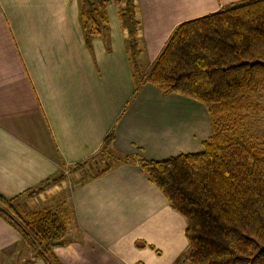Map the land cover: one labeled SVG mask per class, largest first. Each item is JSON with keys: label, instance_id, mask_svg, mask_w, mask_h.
Masks as SVG:
<instances>
[{"label": "crops", "instance_id": "crops-1", "mask_svg": "<svg viewBox=\"0 0 264 264\" xmlns=\"http://www.w3.org/2000/svg\"><path fill=\"white\" fill-rule=\"evenodd\" d=\"M243 1L136 0L145 70L181 23ZM119 7L107 6V37L87 38L77 0H0V194L11 199L87 165L111 133L113 149L135 159L85 175L69 198L66 178L21 197L26 212L66 223L64 244L52 248L60 264H178L189 248L185 218L139 161L202 152L210 116L198 101L137 84ZM13 246L25 264H47L0 217V251Z\"/></svg>", "mask_w": 264, "mask_h": 264}, {"label": "trees", "instance_id": "trees-1", "mask_svg": "<svg viewBox=\"0 0 264 264\" xmlns=\"http://www.w3.org/2000/svg\"><path fill=\"white\" fill-rule=\"evenodd\" d=\"M90 1L80 7L87 38L108 36L107 6L119 4L137 84L150 83L208 110L211 134L202 152L139 161L148 180L185 218L189 248L178 264H264V136L242 134L251 112L264 105V0H246L181 23L147 70L136 0H100L97 8L95 0ZM113 139L111 133L101 152L81 164L90 173L88 180L135 160L118 154ZM64 178L62 171L38 189L11 199L0 194V217L47 264H60L52 248L64 244L67 225L49 210L26 212L20 200ZM17 248L1 250L0 258Z\"/></svg>", "mask_w": 264, "mask_h": 264}, {"label": "rangeland", "instance_id": "rangeland-1", "mask_svg": "<svg viewBox=\"0 0 264 264\" xmlns=\"http://www.w3.org/2000/svg\"><path fill=\"white\" fill-rule=\"evenodd\" d=\"M77 2L79 7H81L84 3V0H77ZM99 5H100V0H95V7L96 6L98 7ZM262 106H263V110L251 112L248 119H246V121L242 125V134H244L245 136H250L253 138H261L262 136H264V105L262 104ZM99 167L102 168V166ZM79 169L82 172L77 175L75 174V170H76L75 167L69 166L63 169V174L67 179V185H68V188L65 190V198H69L72 189L76 187L78 183L85 178V175L90 174L85 170L86 169L85 166H82V168L80 167ZM76 172H78V170ZM19 250L20 249L18 248L8 250L5 253L7 255H3L0 258V264H25L26 262H28L29 259L25 257L22 252H19Z\"/></svg>", "mask_w": 264, "mask_h": 264}, {"label": "water", "instance_id": "water-1", "mask_svg": "<svg viewBox=\"0 0 264 264\" xmlns=\"http://www.w3.org/2000/svg\"><path fill=\"white\" fill-rule=\"evenodd\" d=\"M90 4H91V1L90 0H87Z\"/></svg>", "mask_w": 264, "mask_h": 264}]
</instances>
